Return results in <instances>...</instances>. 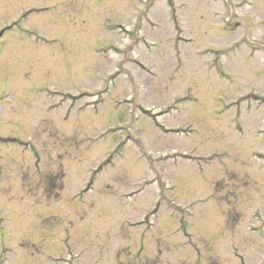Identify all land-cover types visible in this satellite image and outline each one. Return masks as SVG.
<instances>
[{"label":"rangeland","instance_id":"1","mask_svg":"<svg viewBox=\"0 0 264 264\" xmlns=\"http://www.w3.org/2000/svg\"><path fill=\"white\" fill-rule=\"evenodd\" d=\"M0 264H264V0H0Z\"/></svg>","mask_w":264,"mask_h":264}]
</instances>
